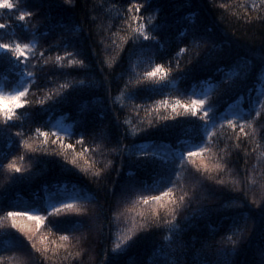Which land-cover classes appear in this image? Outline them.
<instances>
[{
	"label": "trees",
	"instance_id": "obj_1",
	"mask_svg": "<svg viewBox=\"0 0 264 264\" xmlns=\"http://www.w3.org/2000/svg\"><path fill=\"white\" fill-rule=\"evenodd\" d=\"M130 2L132 0H73V5H65L67 12L63 10L53 12L48 9L44 0H31L32 7L27 6L28 0H20L18 10L0 9V24L7 25L6 28H0V42L11 43L19 40L22 43H29L33 40L32 33H35L36 41L35 50L29 56L28 65V71L35 73V79L30 81L31 87L26 97L30 104L16 110L20 119L10 122L15 125L11 129V134L14 136L16 131H22L25 139H29L36 147L48 150L47 153H33L26 150L23 144H13L9 147L0 141V152L11 153L8 160L15 156L18 163L29 169L26 175L37 173L30 182L16 183L13 180V174L6 167L0 168V215L4 214L5 209L12 210L15 205H28L39 209L47 207L49 194L44 190L46 182L55 184L63 181L69 183L70 187L72 184H77L91 190L99 196V202L89 205L90 212L95 213L102 208L98 221L99 229L93 227L83 232L69 233L73 238L67 249L60 247L61 244L69 242L59 239L64 232L57 227V221L65 217H49L41 225L39 232V235L46 238L48 244V251L44 255L31 249V242L27 241L22 234L9 230L13 235L0 239V264H107L106 254L109 249L119 234L132 223L131 219L124 216L117 220L116 212L123 210L126 204L130 207L131 201L137 195L136 192L130 193L126 203H121L119 194L113 196V188L126 178L128 169L126 161H121L117 153L111 149L117 147L121 138L129 146L137 141L146 142L140 141V136H147L148 133H140L133 138L132 127H145L148 120L157 124L160 115H172L170 109L160 108L157 112L156 109L149 108L153 101L174 97L188 99L192 84H199V82L187 81L182 77L184 71L191 66L189 61H194L197 53L202 57L215 44L218 49L246 53L249 61L259 65L262 50H264V0H154V2L149 0L153 6L147 8L145 5L147 11L141 13L144 17L143 22L151 24L152 21L149 18L153 16L157 20L165 19L168 22V32L156 33L164 45L158 52L146 50L137 55L132 54L136 46L131 40L127 43L123 42V37L131 31L122 23L123 14ZM137 2L144 3V0H137ZM36 4L42 6L36 8ZM253 4L256 8H252ZM23 10L35 11L37 14L28 20L31 31L23 30L21 28L23 22L16 18L19 11ZM51 17H55V21H52ZM69 20L74 21L80 30L73 36L72 45L65 44L64 47H60L61 42L68 40L69 33L59 28L57 24ZM208 34H211V40L196 38L197 36L207 37ZM117 45L122 46L123 51H120ZM183 47H188L189 52L181 54L180 49ZM65 49L77 53L75 58L84 59L88 67L61 68L55 61V57L57 54L64 55ZM40 52H44L43 57L38 55ZM48 57L53 59L45 64L44 60ZM72 58H66L65 65H68ZM109 58H114V63L111 65ZM151 62L161 63L165 67H168L170 63L172 67L170 79L175 81V86L171 84L167 87L156 86L159 88L157 92H148L144 90L145 86L138 87L134 84L125 89L124 85L129 79H135L131 65L136 64L135 71L142 73ZM221 75L218 70L205 74L209 79L213 76L219 79ZM21 80L22 77L18 72L10 70L7 66L0 67V91L6 94L13 93L20 86ZM73 80L91 81L89 92L79 95L77 99L80 103L91 102L93 106L103 109L100 118L86 128L77 124L76 105L53 107L55 101H49L47 105L39 103L49 92L56 91L60 85ZM206 87L198 86L195 91L200 94L202 90H206ZM225 88L226 86L213 92L209 101L218 105L222 112L239 110L232 108L238 101L239 107L245 111L252 107V100L247 97L241 99L247 89H242L237 95L227 93ZM132 93L135 95L133 96ZM57 95L60 93L57 92ZM134 105L145 107L139 109V115H137ZM196 119V117L181 115L174 120L159 122L158 126L162 124L172 126V135L166 138V142L176 145L180 140L190 138L189 133L192 127L190 122ZM129 120L131 124L126 123ZM53 126L67 130L69 136L65 137V142L73 144L77 152L80 151V146L76 144V141L81 135L85 137L87 151L83 155L76 156L80 167L68 165L73 169L71 174H60L58 169L52 168L49 163L53 160L61 164L66 163L62 154H56L63 150L57 143H53L55 138L50 137L49 143L42 145L36 136L37 127L48 131L53 129ZM0 127H4L2 122ZM253 128L254 132L252 128L245 129L249 133L247 137L240 134L239 147L236 146L235 134L230 128L217 129L214 137L216 142L210 145L214 155L207 154L208 162L218 161L225 165L217 178L224 179L226 183L221 186L213 180L205 181V187L200 190L203 197L200 204H193L191 207L182 209L177 216L181 227L184 226V218H191L200 206L240 202L233 201L229 199L230 197H240L241 201L248 199L249 204L251 198H255L258 202L264 198V112L260 118L253 121ZM149 133L153 134V138H158L155 136L156 128L149 129ZM225 148L226 151L223 150ZM68 154L70 157L75 155L71 150H68ZM21 156L24 157L22 161L19 160ZM196 159L199 160V158ZM8 160H3V163L6 165ZM109 161L111 165H108ZM121 163H124L123 168ZM82 168L87 171H82ZM99 169L104 171L99 177H95L93 173ZM183 176L184 179L178 180L177 183L189 187L196 183L197 178L203 179V173H198L195 166L190 163L185 164ZM61 187H63L62 184ZM239 188H243L244 192L238 191ZM210 189L218 190L217 194L212 196ZM175 195L178 197L180 193L177 191ZM143 210L138 208L136 212L129 213L128 217H134L136 222H139L142 217L138 213ZM157 211L162 218H165L164 209L158 208ZM204 224L208 226L204 232H201L199 227L185 231L171 248L165 247L164 251L168 253L166 257L157 255V258L166 259L168 264H172L174 260H178L179 264H192V260L198 254L205 253L212 259L218 260L220 249L231 247L227 242V236L233 235L232 223L223 216H214L204 220L201 227ZM257 228L255 219L248 222L244 238L251 235L253 239L244 246L238 258L240 264H259L260 241ZM212 229H216L217 234L209 239L208 233ZM5 231L6 229L0 228V233ZM140 235H148L150 238L164 242L163 238L168 235V232L166 226L161 225L159 228H150L147 233H140ZM15 237L24 240L23 247L16 246ZM197 238L200 243H197ZM202 244H208L209 247L202 248ZM158 250L159 245H157ZM126 259L130 261V264H135L136 261L150 260L151 256L141 244L132 247Z\"/></svg>",
	"mask_w": 264,
	"mask_h": 264
},
{
	"label": "snow or ice",
	"instance_id": "obj_2",
	"mask_svg": "<svg viewBox=\"0 0 264 264\" xmlns=\"http://www.w3.org/2000/svg\"><path fill=\"white\" fill-rule=\"evenodd\" d=\"M44 3L50 11L63 10L67 12L68 9L65 8V5H73V0H44ZM19 5L20 0H0V9L18 10ZM145 5H147V8L153 6L149 0H144V3L132 0L127 5L122 18V23L131 29L130 33L123 37V42L127 43L128 40H131L132 44L136 46L132 53L133 55L141 54L146 50L158 52L164 45L156 33L166 34L168 32V22L165 19L157 20L153 16L149 18L152 21L151 24L143 22L144 17L141 13L142 11H147ZM27 6L32 7L31 0H28ZM41 6L40 4L35 5L36 8ZM252 8H256V5L253 4ZM36 15L35 11L23 10L19 11L16 18L18 21L23 22L21 24L23 30L31 31L28 20ZM246 19L250 18L246 17ZM51 20L55 21V17H51ZM133 22H135V27H133ZM57 26L69 33L68 40L61 42L59 46L72 45L73 36L80 30L79 27L71 20L58 23ZM6 27L7 25L0 24V28ZM32 36L33 40L29 43H22L19 40L11 43L0 42V67L7 66L10 70L18 72L22 77L20 86L13 93L6 94L0 91V122L4 125V127H0V141H3L9 147L13 144H23L24 148L30 152L47 153L48 150L46 148L36 147L29 139H25L22 131H16L14 136L11 134V129L15 125L10 122L20 119L16 114V110L30 104L26 97L31 87L30 81L35 79V73L28 71V65L30 62L29 56L36 47L35 33H32ZM196 38L199 40H204L205 38L211 40L212 36L208 34L207 37L197 36ZM117 47L120 51H123L122 46L117 45ZM188 52V47L180 49L181 54ZM38 55L43 57L44 52H40ZM76 55L77 53L65 49V54H57L55 61L60 64L61 68L73 66L87 68L88 65L85 60L75 58ZM68 57L73 58L68 65H65L64 61ZM52 59V57H48L44 60V63L48 64ZM112 63H114V58H109V64L111 65ZM189 64L191 66L184 71L182 78L187 81H198L199 84H192L191 95L188 99L163 98L153 101L148 107L156 109L157 112H159L160 108L171 110L172 115H160L159 122L169 119L174 120L181 115L196 117L195 121L190 122L192 124L189 133L190 138L180 140L179 144L176 145L166 142V138L172 135V126L168 124L158 126L159 122L154 124L152 120H148L145 127H132L131 129L133 138L140 133H148L147 136H140V141L146 142L137 141L129 146L121 138L117 143V147L111 149V151L117 153L121 161H126L128 169L126 178L117 187L113 188V196L119 194L121 203H126L130 193L136 192L137 195L131 201L130 207L126 204L123 210L116 212L117 220L124 216L131 219L132 223L130 227L119 234L117 240L109 249L106 254L107 264H130V261L126 259L129 250L141 244L148 250L151 259L136 261L135 264H168L166 259H158L157 255L166 257L168 253L164 251L165 247L171 248L187 230L199 227L201 232H204L208 226L204 224L201 227L203 221L214 216H223L231 221L233 235L227 236V242L231 247L221 248L218 260L212 259L205 253L198 254L192 260V264H240L238 258L242 254L244 246L253 239L251 235L244 238L247 233L248 222L252 219L256 220L258 226L257 236L260 241L259 264H264V198L259 202L255 198H251L249 204L248 199L241 201L240 197H230L229 199L240 202L220 203L216 206L203 205L197 208V212L191 218H184L183 227L177 221V216L182 209L191 207L193 204H200L203 199L200 190L205 187V181L213 180L221 186L226 183L224 179L217 178L220 170L225 165L218 161L208 162L207 154L214 155L210 145L216 142L214 137L217 129L230 128L235 134L237 147L240 146V134L245 137L249 136V133L245 131L246 128H252L253 132L255 131L253 121L260 118L262 112H264V50H262L259 65H257L255 62L248 60L246 53L218 49L217 45L213 44L202 57L197 53L195 60H190ZM221 65H224V67H221ZM136 67V64L131 65L135 79H129L124 85L125 89L134 84L138 87L145 86L144 90L148 92H157L159 88L156 86L167 87L169 84L175 86V81L170 79L172 72L170 63L168 67H165L161 63L151 62L142 73L136 72ZM177 68H179V63H177ZM214 70H218L222 74L219 79H216L215 76L212 79L205 76V74ZM214 80L215 82H213ZM250 81L252 82L251 84L249 83ZM91 83L88 80H73L64 83L56 91L49 92L39 103L47 105L49 101H55L56 103L53 107L66 104L76 105L77 124L86 128L99 119L103 111L102 107L97 108L91 102L80 103L77 99L79 95L89 92ZM79 85H84L85 87H78ZM198 86L207 87L206 90H202L200 94H197L195 89ZM225 86V90L229 94L239 95L242 89H247L241 99L247 97L252 100V107L245 111L242 107H239L238 101L232 108L239 110L222 112L218 105L210 103L211 94ZM57 92L60 95H57ZM132 95L134 96L135 93H132ZM144 107V105H134L137 115H139V109ZM126 123L131 124V121H126ZM151 128H156L155 136L158 138H153V134L149 133ZM35 133L39 138L40 144L47 145L50 137H54L53 143H57L59 148L63 150L56 154H62L66 163L61 164L59 161L53 160L49 162L52 168L58 169L60 174L67 175L73 172V169L68 167L69 164L80 167L76 156L83 155L87 151L83 135L76 141V144L80 146V151L77 152L73 144L65 142V137L69 136L67 130L53 126V129L43 131L40 127H37ZM17 137L20 139L17 140ZM228 139H232V137H228ZM140 145L144 147H139ZM68 150L74 152L75 155L70 157ZM223 150L226 151L227 149ZM53 151L55 152V150ZM10 154L9 152H0V157H2L0 159V168L6 167L13 174V180L16 183L32 181L37 173L26 175L29 169L18 163L15 156L8 160ZM196 158H199V160ZM23 159V156L19 157V160L22 161ZM3 160H8V163L5 165ZM186 163L195 166L198 173H203V179L197 178L196 183L192 184L191 187L177 183L178 180L182 181L184 179L183 173ZM108 165H111V161L108 162ZM121 167H124V163H121ZM81 170L87 171V169L83 168ZM103 171L104 169L96 170L93 175L99 177ZM40 174L43 175L44 173ZM61 184L63 187H61ZM44 190L49 194V203L43 209L33 208L28 205H15L12 210L5 209L4 214L0 215V228L6 229V231L0 233V239L12 236L13 233L9 230H15L16 233L22 234L27 241L31 242V249H35L37 253L44 255L48 251V244L46 238L39 235V232L41 225L49 217H65V219L57 221V227L64 232V234L59 236V239L69 242L60 245V247L65 249L70 247V242L73 238L69 233L83 232L85 229L93 227L99 229L98 221L101 217L102 208L95 213L89 210L90 204L99 202V196L96 193L77 184H72L70 187L69 183H64L63 181L55 184L46 182ZM237 190L244 192L243 188ZM177 191L180 193L178 197L175 195ZM217 191L210 189L212 196H215ZM153 192L158 194H144ZM138 208L144 210L138 213L142 219L136 222L135 218L128 217V214L136 212ZM158 208L165 210V218L161 217L160 212L157 211ZM161 225L166 226L168 232V235L163 238L164 242L150 238L148 235H140V233H147L150 228H159ZM216 234V229H212L208 233V238L212 239ZM15 240L17 247H23V239L15 237ZM165 242L167 243L165 244ZM197 243H200L199 238H197ZM157 245H159L158 251ZM207 247H209L208 244H202V248L206 249ZM77 255H80V253H77ZM172 264H179V261L174 260Z\"/></svg>",
	"mask_w": 264,
	"mask_h": 264
}]
</instances>
